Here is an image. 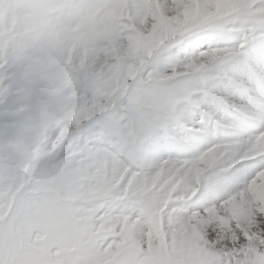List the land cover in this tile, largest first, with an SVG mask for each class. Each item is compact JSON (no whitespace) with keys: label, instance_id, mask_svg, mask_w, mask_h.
Masks as SVG:
<instances>
[{"label":"clouds","instance_id":"clouds-1","mask_svg":"<svg viewBox=\"0 0 264 264\" xmlns=\"http://www.w3.org/2000/svg\"><path fill=\"white\" fill-rule=\"evenodd\" d=\"M0 264H264V0H0Z\"/></svg>","mask_w":264,"mask_h":264}]
</instances>
